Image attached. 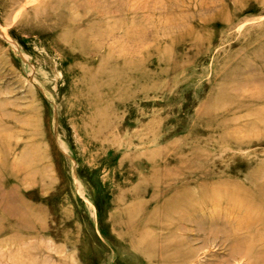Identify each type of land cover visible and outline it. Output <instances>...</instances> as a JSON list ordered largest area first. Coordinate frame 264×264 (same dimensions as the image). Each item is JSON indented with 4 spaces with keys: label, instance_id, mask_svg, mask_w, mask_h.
Listing matches in <instances>:
<instances>
[{
    "label": "rangeland",
    "instance_id": "rangeland-1",
    "mask_svg": "<svg viewBox=\"0 0 264 264\" xmlns=\"http://www.w3.org/2000/svg\"><path fill=\"white\" fill-rule=\"evenodd\" d=\"M0 264H264V0H0Z\"/></svg>",
    "mask_w": 264,
    "mask_h": 264
}]
</instances>
